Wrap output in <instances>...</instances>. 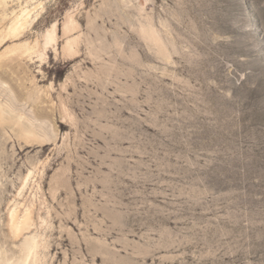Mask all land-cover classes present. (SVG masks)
Listing matches in <instances>:
<instances>
[{"label": "rangeland", "instance_id": "374dc122", "mask_svg": "<svg viewBox=\"0 0 264 264\" xmlns=\"http://www.w3.org/2000/svg\"><path fill=\"white\" fill-rule=\"evenodd\" d=\"M121 1L44 0L0 47L56 122L43 149L0 134V264H22L32 237L40 264H264V0ZM70 15L78 57L29 63L22 44L57 22L62 50ZM13 200L36 226L16 239Z\"/></svg>", "mask_w": 264, "mask_h": 264}, {"label": "bare ground", "instance_id": "6f19581e", "mask_svg": "<svg viewBox=\"0 0 264 264\" xmlns=\"http://www.w3.org/2000/svg\"><path fill=\"white\" fill-rule=\"evenodd\" d=\"M10 1L11 0H0V12L5 11ZM122 1L123 3H126L125 0H122ZM22 6L23 7L20 9V11L15 12L13 15V18L9 20L10 24L8 25L6 24L8 27L3 26L6 28L3 29L2 33H0V47L6 46L10 41H14L17 43V41H21L26 37L28 33L27 29L30 26L31 21L34 19V16L37 14L38 19L40 18L39 12L41 9L44 8V0H26L25 4H22ZM1 24H3V19H0V25ZM78 27H79V24L76 21V19L73 17V15L67 16L66 20L64 21L63 28H62L63 34L67 38V45H65L61 50L58 47V38H59L58 23L57 22L53 23L49 28H47L44 31L41 39L40 40L37 39L33 45L31 44V42L30 43L25 42L24 44H22V46L26 48V54L24 55L28 57L29 59L28 61H30L29 63L31 64L34 63V60L36 58H39V60H37L36 62H40L41 67L45 66L47 62H46V58L44 57V55L42 53L39 54L40 49H42L43 51H47L48 49H51L58 56L66 55L71 58L78 57L77 52H75L73 48L74 40L71 38L68 39L72 34H74L77 31ZM2 28L0 27V29ZM12 51L13 50L10 47L8 52H12ZM19 60H16L15 58V60L8 61V62L6 61V63L1 62L2 64H0V134L2 131H5V130L8 132V137L3 136V138L5 139L4 142L8 140L11 141L12 139L14 142L22 141L23 143H26L28 147L32 145H37L38 147L43 149L44 147L50 144H53L52 143L54 140L53 134H56V133H52L51 129L47 125L48 121L50 122L55 121L52 118L53 117L52 112L54 111V109H52L53 107L51 108L53 110L52 112L48 110V108L51 107V106L49 107L48 105L50 104L49 102L51 99V94L46 93L45 95L43 91L41 92L40 90H36V89L34 91L32 90V93L31 92L29 93L28 91L30 89L28 88L29 89L28 90L27 87H25L24 82L20 81L22 80V78L19 79V81L17 79H13L14 75H13V78H11L12 75L10 73L11 71H13V68L10 69L11 63L15 62L17 64L16 61H19ZM28 61H27V64H29ZM15 69L16 68H14V70ZM19 71H21V69ZM67 82L68 80L64 82L62 88L66 85ZM52 85H51V88H52ZM51 104L53 106V103ZM61 108H63L64 115H60L62 118V120L59 121L60 129L66 126L68 127L69 126L68 122L72 121V117L70 113L68 112L69 109H67L66 107H61ZM55 123L56 122H54V124ZM55 132H57L56 128H55ZM32 171L29 172V174L24 178L22 182V186L18 194L20 198L23 195V193L28 190V187L30 185V179L33 176ZM44 201L46 202V200ZM40 206H42V203ZM19 208H20V203L18 204L16 203V201H14V203L12 204V208L8 214L9 219H8L7 227H9L11 231L10 233H12L15 236V239L19 238L23 234H28V233H32L33 231H36V228H35L36 226L34 225V219H33L34 217L33 209L27 208L25 213L21 215ZM41 209H40V212H41ZM41 248H42L41 243L38 240H36L35 237L30 238L27 241L26 245L23 247L25 257H24V261L22 262V264H32L33 262L34 264H40L41 262L40 261V249Z\"/></svg>", "mask_w": 264, "mask_h": 264}]
</instances>
